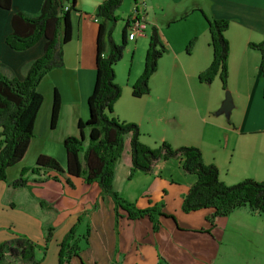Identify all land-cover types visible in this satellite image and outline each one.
Masks as SVG:
<instances>
[{"label":"crops","instance_id":"obj_1","mask_svg":"<svg viewBox=\"0 0 264 264\" xmlns=\"http://www.w3.org/2000/svg\"><path fill=\"white\" fill-rule=\"evenodd\" d=\"M40 2L11 0L8 9L0 8L1 72L22 79L24 66L41 54L42 38L23 50H12L3 40L10 32L11 14L17 10L34 13ZM99 2L74 0V11L69 16L70 38L62 45L63 66L46 72L36 87L42 101L32 136L22 157L6 168L5 179L0 181V242L22 235L36 244L35 264H56L58 244L74 226L69 242H74L78 251L67 264H170L169 255L174 253L186 264L224 263L219 255L224 236L239 227L238 220L249 224L254 221L251 225L260 221L264 229V217L239 207L216 217L209 225L204 216L210 208L181 211V196L195 175L184 174L172 158L157 161L148 173L134 170L128 175V134L114 164L112 188L137 208L161 203L155 230L146 215L129 219L121 209L116 210L115 221L110 198L100 193L95 182L85 183L79 177H68L67 184L64 174L26 171L23 185H10L20 168L32 165L39 153L53 156L64 167V151L54 149L51 140L56 136L61 143L66 136H76L77 120L87 117L86 97L94 77L97 29L93 17ZM133 9L142 14L146 29L127 40L125 23ZM117 10L119 18L111 37L118 43L124 31L125 43L120 59L113 64L114 82L120 93L112 103V114L136 124L138 140L149 147L160 141L172 148L197 147L203 162L213 164L218 179L226 185L243 178L264 180V76L258 70L259 51L247 45L262 37L263 0H130L127 11ZM202 12L228 23L224 30L228 43L226 89L221 88L217 77L208 83L196 77L211 58ZM151 27L156 29L165 51L148 78V92L135 97L130 85L141 71ZM191 38L192 45L185 52ZM53 89L59 103L55 123L50 127ZM224 91L232 104L226 115L217 113ZM83 131L85 144L86 129ZM193 216L194 220L186 219ZM47 227L51 228L50 237L44 241Z\"/></svg>","mask_w":264,"mask_h":264},{"label":"trees","instance_id":"obj_2","mask_svg":"<svg viewBox=\"0 0 264 264\" xmlns=\"http://www.w3.org/2000/svg\"><path fill=\"white\" fill-rule=\"evenodd\" d=\"M120 3L121 0H100L95 7L97 29L94 41V77L86 97L87 117L77 120L76 136L69 135L62 139L64 167L53 156L39 153L32 165L20 168L17 178L10 185H23L22 175L26 171L64 174L67 184H70L68 177H79L85 183L95 182L100 193L110 198L115 221L116 210L121 209L129 219L146 215L151 221V229L155 230L157 216L161 214V203L137 208L112 188L114 164L122 151L123 139L128 134V175L134 170L148 173L157 161L169 158L179 162L184 174L195 175V180L181 196V211L210 208L211 211L204 216L209 225L213 224L216 217L225 216L239 207H245L250 214L264 217V180L243 178L226 185L218 179L216 167L203 162L197 147L172 148L166 141L149 147L138 140L136 124L119 120L112 114V103L120 93V87L114 82L113 64L120 59L125 43L124 31L121 32L118 43L111 37L114 23L118 19L115 10ZM10 4L11 0H0L1 9H8ZM64 4H67L66 9H63ZM70 11H74V0H41L36 12L17 10L10 16V32L3 39L6 46L12 50H23L40 38L43 39V45L41 54L24 66L22 79L0 71V181L5 179L6 168L22 157L32 136L34 118L42 101V95L36 89L40 79L49 70L63 66L62 45L70 38ZM202 14L209 35L211 59L196 77L204 83L217 77L221 88L226 89L228 43L224 30L227 21L212 18L203 12ZM193 40L191 38L186 43L185 52L189 51ZM247 45L259 51L258 70L264 76V30L258 42H248ZM164 51L165 47L156 29L151 27L141 71L130 85L132 96L138 97L148 92V78L155 70L157 58ZM262 99L264 103V86ZM58 103V94L53 89L49 109L50 127L55 123ZM84 129L87 132L85 144ZM73 229L74 226L70 227L58 244L56 264H67L71 256L77 255L78 248L74 242H69ZM50 230V227L45 229L44 241L49 239ZM35 247L36 244L26 237L15 234L0 242V264H13L16 261L35 264Z\"/></svg>","mask_w":264,"mask_h":264},{"label":"rangeland","instance_id":"obj_3","mask_svg":"<svg viewBox=\"0 0 264 264\" xmlns=\"http://www.w3.org/2000/svg\"><path fill=\"white\" fill-rule=\"evenodd\" d=\"M129 3L130 0H125L124 2L122 1L118 6L117 12L122 13L127 11L129 9ZM117 26L118 24H116L115 27V34L118 32ZM51 143L54 149H61L63 151V147L56 136H53ZM186 219L194 220L195 217H187ZM242 222L243 221L238 220L237 223L239 227H235V231L230 232V236H224L219 251V255L223 256V258L220 260L224 261V263H220L218 262L219 260H217L213 264H264V229H262V227L260 228V221H256L255 225H251L254 224V221H251V224ZM227 234H229V232H227ZM169 257L170 264H186L177 258V253L170 254Z\"/></svg>","mask_w":264,"mask_h":264},{"label":"built area","instance_id":"obj_4","mask_svg":"<svg viewBox=\"0 0 264 264\" xmlns=\"http://www.w3.org/2000/svg\"><path fill=\"white\" fill-rule=\"evenodd\" d=\"M67 8V4L63 5V9ZM93 21H97L96 17H93ZM126 39L132 40L135 35L143 34L146 29V23L142 17V14L137 10L133 9L131 14L126 20Z\"/></svg>","mask_w":264,"mask_h":264},{"label":"water","instance_id":"obj_5","mask_svg":"<svg viewBox=\"0 0 264 264\" xmlns=\"http://www.w3.org/2000/svg\"><path fill=\"white\" fill-rule=\"evenodd\" d=\"M231 105L232 104H231L230 96L227 91H224L223 100L217 109V113H223L224 115H226Z\"/></svg>","mask_w":264,"mask_h":264}]
</instances>
